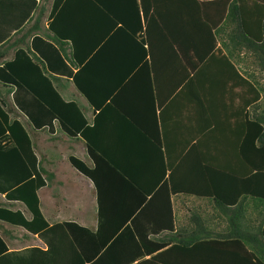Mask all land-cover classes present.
Returning <instances> with one entry per match:
<instances>
[{
    "label": "trees",
    "instance_id": "1",
    "mask_svg": "<svg viewBox=\"0 0 264 264\" xmlns=\"http://www.w3.org/2000/svg\"><path fill=\"white\" fill-rule=\"evenodd\" d=\"M180 1L187 13L204 21L203 0ZM46 2L42 0L30 20L0 45V134L8 133L13 141L10 146L0 141V191H6L8 199L23 201L32 213L29 219L20 210L0 206V219L31 232L88 234L98 244L91 251H101L91 264H264V222L259 226L260 255L235 223L215 232H205L200 224L190 237L175 232L174 195L213 199L226 214L239 208L247 195L264 201V162L246 160L257 174L252 179L188 158L186 91L195 67L188 63V53H196L197 62L203 56L189 48L186 18L182 22L174 18L177 0H53L50 11ZM238 4L230 3L227 18L239 12L245 31ZM47 20L53 35L46 38L57 46L50 44L47 53L38 56L31 40L44 34ZM209 31L215 42L210 26ZM51 48L77 68L73 82L98 111L92 123L84 105L62 96L61 77L50 70L55 62ZM15 85L27 89L71 135H80L85 142L92 165L76 156L70 161L97 188V230L75 222L49 226L38 190L52 176L46 174L36 142L10 101ZM172 97L180 102L174 109L179 162L172 159L162 127L166 112L162 108ZM246 122L239 152L246 156L255 148L264 154L261 121ZM200 131L198 140L204 130ZM114 133L117 140L112 143ZM257 140L259 144L253 145ZM197 149L192 146L190 154ZM253 181L259 182L261 191H236L249 189ZM163 231L170 234L156 237ZM0 245V250H7L1 236Z\"/></svg>",
    "mask_w": 264,
    "mask_h": 264
},
{
    "label": "crops",
    "instance_id": "2",
    "mask_svg": "<svg viewBox=\"0 0 264 264\" xmlns=\"http://www.w3.org/2000/svg\"><path fill=\"white\" fill-rule=\"evenodd\" d=\"M203 1V20L208 25L204 21L205 24L198 22L201 18L193 15V12L187 13L188 10L180 0H177L175 5L177 14L174 18L182 22L185 17L188 21L186 32L189 48H197L198 53L203 56L201 61L197 62L194 57L197 54L188 53V63L195 64L187 78L186 91L188 158L190 162L196 159L205 160L223 170L235 172L240 177L253 179L257 174L246 160L250 159L251 164H261L260 162H264V154H259L255 148H251L250 154L243 156L239 152V146L246 120H260L264 127V0H238L246 24L245 31L239 12L232 13L230 18H227L228 8L234 0H229L226 4L223 0ZM41 3L42 0H0V45L30 20ZM52 4L53 0L49 11ZM223 7L227 8L226 12ZM190 17L192 19H189ZM48 22L49 20L45 23L44 34L31 40L32 49L38 56L45 55L47 49H50V44L57 46L46 38L53 35L47 29ZM209 26L215 42L211 40ZM54 49L57 51L56 48H51V52L55 54V62L50 70L61 77L58 83L62 96L66 100L74 99L84 105L92 123L98 111L90 106L87 98L73 82L77 68L65 58V61L62 60L60 53H54ZM48 66L50 67V63ZM171 78H176V75ZM176 94L178 92L173 97ZM173 97L162 108L164 111L166 109L162 127L172 159L179 162L181 157L178 153L177 110L174 109L180 102H173ZM10 101L35 142H40L42 137H60L58 140L62 147L63 159L68 162L64 164V170L55 167L54 163L60 160L55 154H48L47 159L45 157L44 163L42 162L46 174L52 176L46 178V185L38 190L40 208L49 226L75 222L97 230L98 196L93 195L94 190L97 194V188L93 180L74 167L70 161V156H76L85 162L88 157L91 163H87L92 165L85 142L80 139V135H71L54 119L49 109L24 87L15 85L10 94ZM200 130L204 132L198 140L196 133L201 132ZM110 137V142L115 143V133ZM0 141L4 146L13 144L8 133L0 134ZM258 144V140L253 143L255 146ZM194 145H198V149L190 154ZM81 148L85 150L82 156L79 154ZM200 150L202 154H199ZM38 156L41 158L39 154ZM74 168L78 172H75ZM258 183L253 181L249 184V189L247 187L236 191H261ZM83 189L87 192L86 195H82ZM69 192H74L75 195L69 196ZM94 199L97 203V216H93L88 210H80L87 206L89 201L95 203ZM172 201L177 225L175 232L190 237L200 224L206 228L205 232H215L225 231L235 223L242 226L237 232L245 238H250L252 250L261 254V248L257 246L258 240L261 239L259 226L264 222L263 200L247 195L241 200L239 208L234 207V212L229 211L227 214L210 198L179 194L174 195ZM0 206L20 210L26 217L32 218L28 206L21 200L8 199L6 191H0ZM167 234L170 232L163 231L156 237ZM0 236L7 245V250H0V264H77L81 261V264H91L101 252L91 251L93 245L98 244H93L94 238L88 234L31 232L21 225L3 219H0ZM85 255L91 257L85 258Z\"/></svg>",
    "mask_w": 264,
    "mask_h": 264
},
{
    "label": "rangeland",
    "instance_id": "3",
    "mask_svg": "<svg viewBox=\"0 0 264 264\" xmlns=\"http://www.w3.org/2000/svg\"><path fill=\"white\" fill-rule=\"evenodd\" d=\"M46 4H47V6H50L51 0H47ZM58 138H60V137L59 136L49 137V138L48 137H42V140L40 142H39V140L36 142V147H37L38 154L41 156L42 162L44 161L45 157L47 159L48 154H52V155L55 154V155H57V158L60 159L55 163L53 162L55 167L57 166V168L64 170L65 169L64 164L65 163L67 164L68 162H67V160L63 159L62 150H61L62 147H61V144H60V141L58 140ZM83 153H85V150H84V148H81L79 154L82 156ZM86 158H87V162L91 163L90 159H88V157H86ZM73 170H75V172H78V171H76L75 168ZM85 178H87V177L85 176ZM64 180H66V177ZM78 185L80 186L81 184L79 183ZM82 193H84L82 195H86L87 192H84V189H83ZM41 195L43 198L44 197L43 193H41ZM70 195L74 196L75 193L69 192V196ZM93 195H94V197H96V195H97L96 190H94ZM43 201H45L44 198H43ZM94 201H95V203H90V201H89L87 206H83L80 210H82V211L88 210V212L92 213L93 216H97V203H96L95 199H94Z\"/></svg>",
    "mask_w": 264,
    "mask_h": 264
}]
</instances>
